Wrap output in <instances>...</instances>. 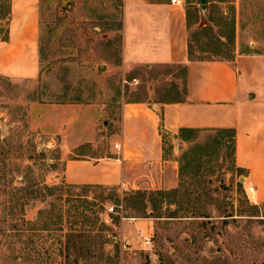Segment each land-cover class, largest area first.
Returning a JSON list of instances; mask_svg holds the SVG:
<instances>
[{"label": "rangeland", "instance_id": "rangeland-1", "mask_svg": "<svg viewBox=\"0 0 264 264\" xmlns=\"http://www.w3.org/2000/svg\"><path fill=\"white\" fill-rule=\"evenodd\" d=\"M179 1L187 11L191 58L230 59L235 50L264 51V0H205L204 10L200 0ZM8 2L0 0V40ZM122 8L123 0H39L38 75L12 79L0 74V219L11 191L20 194V187L43 181L61 192L55 213L69 212L62 226L75 220V226L94 227L96 235L104 225L102 236L70 245L68 260L61 233L51 230L43 237L44 248L51 243L49 251L41 248L29 256L17 251L20 264H264V202L251 207L256 203L243 188L244 172L234 167L228 133L179 132L183 141H174L178 185L164 195L141 199L131 194L133 189L64 181V157L80 150L63 154L61 137L48 133L55 104L98 102L116 112L123 102L151 104L182 96L183 67L124 64ZM252 40L258 44L250 48ZM116 131L99 122L98 148ZM165 141L166 150L173 143ZM45 206L30 201L26 217L32 220ZM142 219L153 223L152 231L140 241L141 248H130L122 228ZM17 253L2 249L0 264H14Z\"/></svg>", "mask_w": 264, "mask_h": 264}, {"label": "crops", "instance_id": "crops-1", "mask_svg": "<svg viewBox=\"0 0 264 264\" xmlns=\"http://www.w3.org/2000/svg\"><path fill=\"white\" fill-rule=\"evenodd\" d=\"M122 9L124 64L183 67L182 96L151 104L123 102L116 112L98 102L55 104L48 133L61 137L63 154L80 150L64 157V181L133 190L173 189L179 178L174 141H183L179 132L232 129L234 167L244 172L243 188L253 202L263 203L264 51L235 50L230 59H191L187 11L180 1L123 0ZM4 27L7 37L0 40V74L35 78L40 68L39 0H9ZM248 44L251 48L258 42ZM99 122L117 127L101 149ZM101 136L107 134L101 132ZM165 139L173 143L166 150ZM152 228L151 221L142 219L133 227L124 224L121 236L130 248H141L140 241Z\"/></svg>", "mask_w": 264, "mask_h": 264}, {"label": "trees", "instance_id": "trees-1", "mask_svg": "<svg viewBox=\"0 0 264 264\" xmlns=\"http://www.w3.org/2000/svg\"><path fill=\"white\" fill-rule=\"evenodd\" d=\"M9 14V2L7 12L4 13V17ZM6 34H4L1 40L6 39ZM40 54V47H39ZM189 58L190 50H188ZM194 59V58H191ZM217 132H225L228 133L231 137L232 143V154L234 148V131L232 129H217ZM182 135L186 132H195L193 130H181ZM242 171L241 169H239ZM34 186V187H33ZM20 194L10 192V198L7 199V203L5 208V217L0 219V251L2 249L8 250L12 253H18L21 251H25L29 256L30 254H39L40 249L44 248L45 240L43 237L51 236V230L59 231L61 233V237L63 241L64 247L67 249L64 257L68 260L70 258V252L68 251L71 246H81L84 243L89 242L93 239V236H102L101 232L103 230V226L101 228L96 229V235H92L95 232V228L89 226L88 228H84L82 223L80 225L75 226V220L68 221L70 222L68 226H62V219L67 214L68 211H63L62 214L55 213V210L59 211L58 207L54 203L55 200H61V196L59 192V188L53 185H47L43 181L40 183H34L25 187L19 188ZM137 194L143 199L147 194L158 193L160 195H164L167 193V190H133L131 194ZM53 197V198H52ZM52 198V199H51ZM41 200L42 202H46L47 206L38 209L35 217L31 220L26 217V205L30 201ZM143 202V201H142ZM145 203V202H144ZM257 204L251 205V207L257 208ZM57 216L58 219H54L52 216ZM69 215H67V218ZM66 221V219H65ZM78 223V222H76ZM99 234V235H98ZM41 244H40V243ZM23 244V245H22ZM51 243L48 247L44 248L45 252H48ZM15 255L13 257L14 264H20L19 256Z\"/></svg>", "mask_w": 264, "mask_h": 264}, {"label": "built area", "instance_id": "built-area-1", "mask_svg": "<svg viewBox=\"0 0 264 264\" xmlns=\"http://www.w3.org/2000/svg\"><path fill=\"white\" fill-rule=\"evenodd\" d=\"M171 2H172V3H178L179 0H171ZM115 146H116V145H115ZM249 190L251 191L252 188H249ZM145 243H146V244H149V243H150V239H149V238L145 239Z\"/></svg>", "mask_w": 264, "mask_h": 264}, {"label": "water", "instance_id": "water-1", "mask_svg": "<svg viewBox=\"0 0 264 264\" xmlns=\"http://www.w3.org/2000/svg\"><path fill=\"white\" fill-rule=\"evenodd\" d=\"M204 1H205V0H200V2H201V4H202V6H201V7H202V10H204Z\"/></svg>", "mask_w": 264, "mask_h": 264}]
</instances>
